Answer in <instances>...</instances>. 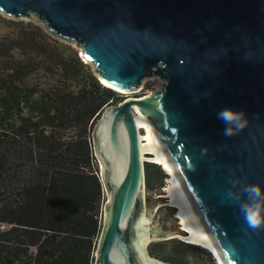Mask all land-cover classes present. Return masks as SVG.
<instances>
[{
	"label": "water",
	"instance_id": "obj_1",
	"mask_svg": "<svg viewBox=\"0 0 264 264\" xmlns=\"http://www.w3.org/2000/svg\"><path fill=\"white\" fill-rule=\"evenodd\" d=\"M0 12L75 43L102 83L139 92L148 77L164 81L108 106L95 125L108 201L94 264H171L148 245L192 241L149 239L158 222L144 217L142 153L150 151H141L135 114L223 264H264V225L250 228L226 195L247 184L264 191V0H0ZM223 109L244 114L245 127L232 136L217 117Z\"/></svg>",
	"mask_w": 264,
	"mask_h": 264
},
{
	"label": "trees",
	"instance_id": "obj_2",
	"mask_svg": "<svg viewBox=\"0 0 264 264\" xmlns=\"http://www.w3.org/2000/svg\"><path fill=\"white\" fill-rule=\"evenodd\" d=\"M9 24L16 30L0 36V264H94L103 183L93 130L125 98L72 45L39 25ZM167 176L146 164L149 189L165 187ZM149 251L171 264L191 263L189 255L214 264L179 239Z\"/></svg>",
	"mask_w": 264,
	"mask_h": 264
},
{
	"label": "rangeland",
	"instance_id": "obj_3",
	"mask_svg": "<svg viewBox=\"0 0 264 264\" xmlns=\"http://www.w3.org/2000/svg\"><path fill=\"white\" fill-rule=\"evenodd\" d=\"M11 21H14V23H24V24L31 23L34 25H39L42 27V29L44 31H46V29H44L43 23H41V22L35 23V21L32 20L31 18H23V19L21 18V19L16 20V19L8 17L4 13L0 12V36L7 35L9 32L16 30L17 27L9 24V22H11ZM63 42L72 45L75 49L78 50L79 56H81V49L78 48L75 45V43H68L66 41H63ZM89 65H90L92 71L95 73L94 66L92 64H89ZM95 75H96V73H95ZM160 77L161 76H159V75L151 77V78L148 77L143 82L142 90L139 92H136L132 95L122 93L116 89H112V88H110V89L114 90L118 95H121L124 98L145 96L147 94H150V92L153 90H161L162 89L163 85H159V84H163L164 81L162 79H160ZM100 82H101V80H100ZM93 132H94V130H93ZM93 136H94V133H93ZM94 154H95V157L97 159L98 175L101 178L102 166L99 163V160L96 156L95 150H94ZM147 163H156V162H154L152 160H146L145 165ZM157 164H159V163H157ZM161 168L165 170L164 167L161 166ZM165 173L167 174L166 170H165ZM167 180L168 179L164 180V186L165 187H163L161 189L160 188L159 189H156V188L149 189L147 187V180H146V191L144 193V211H145L144 216L147 219V221H149V222H151V221H157L158 222L157 227L151 228L149 230V236L151 237V239H160V238H166V237L175 236V235H178L181 237H186V232L183 231V229H182L183 227H182L180 219L176 218V209L172 208V206L170 205L171 202L169 203L167 201L168 199L165 198V193H164L165 189L164 188H167L166 187L168 185ZM101 181H102V179H101ZM102 183H103V197H102L103 201H102V205H101V211H100V217L99 218H100V222L103 224L104 209H105V205L107 204V201H108V192H107V189L105 187L104 182H102ZM153 187H154V183H153ZM159 205H161V206H159ZM157 206H159V207H157ZM2 228L7 229V228H9V226L3 225ZM170 239H179L183 242L194 244V243L188 242L184 239H181L179 237H174V238H169V239H165V240L152 241V243H150L148 245V250H149L150 245H152L154 243L165 242V241L170 240ZM200 248L207 251L202 246H200ZM207 252H209V251H207ZM210 255H211L212 259L214 260V264H219L218 261L213 257L212 253H210ZM188 260L191 261V263L185 261L184 264H212L207 259L202 258L200 256L197 257L195 255H193V256L189 255Z\"/></svg>",
	"mask_w": 264,
	"mask_h": 264
},
{
	"label": "bare ground",
	"instance_id": "obj_4",
	"mask_svg": "<svg viewBox=\"0 0 264 264\" xmlns=\"http://www.w3.org/2000/svg\"><path fill=\"white\" fill-rule=\"evenodd\" d=\"M103 83L112 89H116L122 93H126L129 95H132L137 92L134 90L118 89L116 87H112L108 85L104 81ZM134 118H135V122L137 123V127L140 130V137H143L140 138V145L141 147H143L141 151H150V152H143L142 158L149 159L156 163H159V165L164 167L166 171L169 173L167 176L168 185L166 186L167 188L164 190L165 198L168 199L167 201L169 203L171 202L170 205L172 206V208L176 209V213L178 216L176 218L180 219L183 227L182 229L184 231H187L186 237L192 239L191 243L202 246L204 249L212 253L213 257L218 261V263L223 264L219 256L218 250L211 242V240L208 238L202 225L199 223L198 216L196 214L195 209L193 208L192 203L189 201L188 197L183 192L178 180L173 174L171 168L168 166V163L164 155L153 144V140L150 137V132L146 124V121L144 120L141 114H135ZM142 160L144 163L146 162V160L144 159ZM145 221H147L146 218ZM149 239H151L150 236Z\"/></svg>",
	"mask_w": 264,
	"mask_h": 264
},
{
	"label": "clouds",
	"instance_id": "obj_5",
	"mask_svg": "<svg viewBox=\"0 0 264 264\" xmlns=\"http://www.w3.org/2000/svg\"><path fill=\"white\" fill-rule=\"evenodd\" d=\"M217 117L226 124L224 130L226 136L234 135V127L237 131L245 127L244 114L242 112L223 109L217 114ZM232 183L235 188L240 184V181L235 180ZM226 195L229 200L238 204L239 210L250 228L256 229L264 225V191H262L260 185L247 184L238 191H229ZM243 197H246V199L243 203H240Z\"/></svg>",
	"mask_w": 264,
	"mask_h": 264
}]
</instances>
